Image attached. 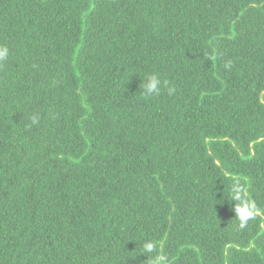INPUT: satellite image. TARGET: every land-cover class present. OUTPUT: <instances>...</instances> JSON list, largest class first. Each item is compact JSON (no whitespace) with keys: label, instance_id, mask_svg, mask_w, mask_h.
Returning a JSON list of instances; mask_svg holds the SVG:
<instances>
[{"label":"trees","instance_id":"trees-1","mask_svg":"<svg viewBox=\"0 0 264 264\" xmlns=\"http://www.w3.org/2000/svg\"><path fill=\"white\" fill-rule=\"evenodd\" d=\"M0 46V264H264V0H0Z\"/></svg>","mask_w":264,"mask_h":264},{"label":"clouds","instance_id":"clouds-1","mask_svg":"<svg viewBox=\"0 0 264 264\" xmlns=\"http://www.w3.org/2000/svg\"><path fill=\"white\" fill-rule=\"evenodd\" d=\"M9 57V48L7 46H0V63L5 62ZM162 82L158 75L148 74L144 79L143 94L145 96H152L158 94ZM171 91V90H170ZM38 117H32V123L35 124ZM231 201L235 202L234 213L235 218L238 219L240 227H244L250 219H253L257 214V208L253 201L248 199L247 188L241 185L239 181L234 183L231 189ZM147 254L150 264H168V257L166 254L157 251V245L154 241L146 239L142 243V252Z\"/></svg>","mask_w":264,"mask_h":264}]
</instances>
